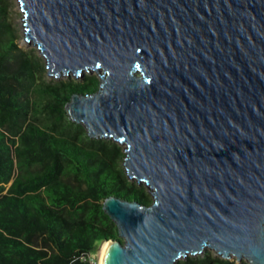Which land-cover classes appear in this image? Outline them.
I'll use <instances>...</instances> for the list:
<instances>
[{"label":"water","instance_id":"obj_1","mask_svg":"<svg viewBox=\"0 0 264 264\" xmlns=\"http://www.w3.org/2000/svg\"><path fill=\"white\" fill-rule=\"evenodd\" d=\"M19 3L50 77L98 75L69 120L123 146L153 198L105 200L101 264H264V0Z\"/></svg>","mask_w":264,"mask_h":264},{"label":"trees","instance_id":"obj_2","mask_svg":"<svg viewBox=\"0 0 264 264\" xmlns=\"http://www.w3.org/2000/svg\"><path fill=\"white\" fill-rule=\"evenodd\" d=\"M9 7L0 0V264H92L99 245L119 240L105 200L151 202L126 176L124 147L68 118L72 96L97 92L99 79L48 82ZM176 264L239 263L205 251Z\"/></svg>","mask_w":264,"mask_h":264},{"label":"rangeland","instance_id":"obj_3","mask_svg":"<svg viewBox=\"0 0 264 264\" xmlns=\"http://www.w3.org/2000/svg\"><path fill=\"white\" fill-rule=\"evenodd\" d=\"M8 2H9V6H10L9 7L10 8L9 15H10L11 23H12L13 27L15 28V30L17 31L18 36L20 38L19 46L23 50L31 51L33 54H35L38 57H40L42 59L43 63L45 64V67H46L45 59L41 56L38 48L36 46H34V45L28 44L25 41L24 18H23L24 13L21 10V6H20V3H19V0H8ZM45 72H46L45 73L46 80L48 82H53V83H57V82H75V81L83 80L85 76H96L98 78V75L96 73L84 72L83 78H76L74 75L70 74L69 76H64L62 78L56 79V78L50 77L48 75L47 69H46ZM130 182L136 184L139 188H143L145 190V193L147 194L150 202H152V200H153L152 195L149 193L147 187L144 184L139 185L136 181H130ZM205 251H211V250L207 248V249L204 250V252ZM211 252H213V251H211ZM100 256H101V246L91 256V258H90L91 263L92 264H100ZM189 258H194V257L189 255L186 258L181 259L180 261H184V260H187ZM232 260H235V259H232Z\"/></svg>","mask_w":264,"mask_h":264},{"label":"bare ground","instance_id":"obj_4","mask_svg":"<svg viewBox=\"0 0 264 264\" xmlns=\"http://www.w3.org/2000/svg\"><path fill=\"white\" fill-rule=\"evenodd\" d=\"M106 245H108V244H104V245L101 247V256H102V252H103V250H104V247H105ZM101 256H100V264H101Z\"/></svg>","mask_w":264,"mask_h":264}]
</instances>
